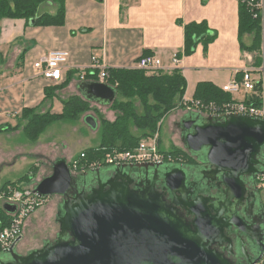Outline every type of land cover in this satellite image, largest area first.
<instances>
[{
  "label": "crops",
  "instance_id": "crops-1",
  "mask_svg": "<svg viewBox=\"0 0 264 264\" xmlns=\"http://www.w3.org/2000/svg\"><path fill=\"white\" fill-rule=\"evenodd\" d=\"M57 8L56 3L47 2L39 7L38 13L55 15ZM63 19L57 26H32L22 19L0 21V54L4 60L0 66V78L4 81L0 87V126L16 124L24 108H35L40 114H61L64 100L82 96L78 85L85 74L99 72L93 68L95 60L97 66L105 69H137L135 64L140 56H155L161 60L163 71H181L187 84L184 96L191 98L200 82H209L217 88L227 84L246 67L248 57L245 56L252 54L242 51L239 45L237 0L204 3L201 0H64ZM201 22L206 23L216 38L206 54L198 44L192 55L185 56L184 26ZM250 39L251 36L246 35L243 42L248 45ZM55 50L68 53L59 83L44 80L33 69L35 61ZM175 54L178 56L176 65L172 63ZM95 82L100 81L97 78ZM62 85L64 87L57 89ZM51 94L53 96L49 97ZM90 114L82 116L83 123ZM113 117L115 119V115ZM99 145L94 143L85 150ZM43 154L40 152L38 156ZM62 158L68 161L67 157ZM50 162H42V168L34 165L36 172H41V179L51 173ZM29 173L33 185L38 180ZM35 214L24 224L23 236L16 245L19 254L38 247L27 245L26 233L40 218ZM56 214L55 224L59 230Z\"/></svg>",
  "mask_w": 264,
  "mask_h": 264
},
{
  "label": "water",
  "instance_id": "water-1",
  "mask_svg": "<svg viewBox=\"0 0 264 264\" xmlns=\"http://www.w3.org/2000/svg\"><path fill=\"white\" fill-rule=\"evenodd\" d=\"M78 89L86 100L101 105H111L117 98L116 90L102 82H81ZM196 120L208 124L194 127L182 142L190 152L208 149L207 163L230 170L228 174L221 171L224 179L238 182L257 164L255 157L264 147L263 121L241 115L202 118L200 114ZM84 121L97 128L92 116ZM153 166L107 167L74 177L65 158L50 163L51 173L32 186L39 197L61 199L56 239L24 255L12 246L0 254V264H229L209 249L214 236L222 237L224 224L217 221L222 211L210 222L214 231H203L196 216L187 222L174 209L166 208L152 188L145 194L130 190L133 183L140 186L147 181L148 168ZM173 173L185 178L179 170L165 173L164 179L168 182ZM224 188L230 200L243 185L226 183ZM188 207L195 215L191 205ZM3 209L7 213L14 210L9 205Z\"/></svg>",
  "mask_w": 264,
  "mask_h": 264
},
{
  "label": "trees",
  "instance_id": "trees-1",
  "mask_svg": "<svg viewBox=\"0 0 264 264\" xmlns=\"http://www.w3.org/2000/svg\"><path fill=\"white\" fill-rule=\"evenodd\" d=\"M202 3L207 0H201ZM53 2L58 5L55 15L39 14L41 5ZM238 2V40L242 51L258 54L262 45V20L257 18L247 4ZM64 0H0V21L3 19H22L32 26H57L63 23ZM251 36V43L243 42L244 36ZM216 34L208 30L205 22L189 23L184 26V55L190 56L198 44L202 45L206 54L208 46L215 40ZM255 63L259 61L254 57ZM4 63L0 54V66ZM106 84L117 92L116 100L110 105L115 113V119L110 122L98 114V110L91 107L90 101L83 96H71L62 102L63 110L59 115L46 112L40 114L35 108H24L17 118L15 126H0V134L14 132L19 129L31 141L37 140L46 127L56 121H75L82 115L92 112L100 118L101 140L95 149L85 150L90 158L101 156L103 148L106 150H129L143 140L154 136L162 121L175 109L182 108V99L187 84L179 69L171 72L158 70L149 72L140 69H106ZM98 73L85 74L82 82L97 81ZM66 84V82H65ZM64 84V85H65ZM64 85L57 89H61ZM53 95H49L52 97ZM192 99L213 102H225L230 97L209 82L196 85ZM134 128V132L132 129ZM98 150V151H97ZM96 151L98 153H96ZM176 153V152H175ZM100 156H99V155ZM34 169H30L33 172ZM30 174L23 176L18 182H7L0 187V193L8 186H22L23 181H30ZM29 175V176H28ZM10 218L0 205V231L9 225Z\"/></svg>",
  "mask_w": 264,
  "mask_h": 264
},
{
  "label": "flooded vegetation",
  "instance_id": "flooded-vegetation-1",
  "mask_svg": "<svg viewBox=\"0 0 264 264\" xmlns=\"http://www.w3.org/2000/svg\"><path fill=\"white\" fill-rule=\"evenodd\" d=\"M196 115L197 113L184 111L172 123V134H177L182 159L179 162H164L149 167L147 181L140 186L133 183L130 190L145 194L152 188L166 208L174 209L187 222L190 223L196 216L203 231H214L210 222L222 211L217 220L224 224L222 237L214 236L216 240L209 249L221 255L229 264H264V190L261 179V174H264V147L257 153V164L251 167L248 174L240 176L238 182L224 179L225 174L221 171L228 174L230 170H222L207 163L208 149L190 152L182 142V137L193 132L194 127L200 123L208 124L206 121L202 123L196 120ZM179 170L185 175L183 180L176 173L171 175L168 182L164 179L165 173ZM89 174L91 172L83 175ZM226 183L240 184L243 188L229 200L224 188ZM181 192L186 193L187 197L193 194L192 199L183 197ZM189 205L195 215L189 213Z\"/></svg>",
  "mask_w": 264,
  "mask_h": 264
},
{
  "label": "built area",
  "instance_id": "built-area-1",
  "mask_svg": "<svg viewBox=\"0 0 264 264\" xmlns=\"http://www.w3.org/2000/svg\"><path fill=\"white\" fill-rule=\"evenodd\" d=\"M241 3L247 4L253 17L257 18L258 13L262 20V30L264 24V5L263 0H241ZM259 61L255 63L251 57H248L249 67L237 72V75L227 84L219 89L230 97L225 102H213L194 100L183 97L182 108L187 112H194L203 116H221V115H241L247 116L264 122V50L258 53ZM68 61L66 51L55 50L42 56L33 63V69L36 70L44 80L59 83L63 79L65 65ZM172 63H178V56L172 57ZM98 70V79L106 83L108 77L105 68L97 66V61H93ZM140 70L154 72L162 70L161 60L155 56H140L135 64ZM81 79L83 77L81 76ZM233 95H239L241 99H234ZM158 135V134H157ZM156 136L140 141L137 146L129 150H100L101 156H92L90 158L82 152L77 158L70 161L68 167L72 176H80L88 172H94L103 167L115 166H135L143 164L159 165L164 162H179L180 157L160 153L156 148ZM98 151V150H97ZM96 151V153H98ZM262 186L264 190V175L262 176ZM49 200L47 197H39L33 191V186H8L1 192L0 201L3 205H9L14 208L9 212L10 222L7 227L0 231V254L17 245V240L23 236V228L26 220L33 215Z\"/></svg>",
  "mask_w": 264,
  "mask_h": 264
},
{
  "label": "rangeland",
  "instance_id": "rangeland-1",
  "mask_svg": "<svg viewBox=\"0 0 264 264\" xmlns=\"http://www.w3.org/2000/svg\"><path fill=\"white\" fill-rule=\"evenodd\" d=\"M247 40L248 39H246V41ZM263 42L264 24L262 30V43ZM250 43L251 39L248 45ZM246 57H251L252 60L255 61L254 57L257 58L258 54H249L246 55L245 58ZM246 67H249L248 61ZM3 82L2 78H0V87H2ZM238 96L239 95H233L234 99H241V97ZM90 105L97 109L98 114L105 120L114 119L113 116L115 114L113 115L114 112L109 108L110 106H99L94 103H90ZM184 111L183 108L175 109L171 114L165 117L159 130L154 134L153 137L156 136V148L160 153L180 157V159H182L181 156L183 153L181 152V146L177 140V134H172V123L174 120H177ZM86 114H90L96 118L98 123V130L96 129V132L82 122V115L75 121L61 120L51 123L35 141L29 140L21 129L0 134V187L7 182H18L23 176L27 175L32 168L35 169V172H32L34 179L39 181L43 176L40 171L36 172V168L34 167L35 164L42 168V165H44L43 163H47V161H51L50 163H52L62 158V156L67 157L70 162V157L77 158L81 152L91 147L94 143L98 145L101 140L100 118L91 111ZM15 125L16 124L13 122L10 126ZM132 131L134 132V128ZM40 152L44 153L42 157L38 156ZM104 168L107 167H103L102 169ZM31 184V181H23L22 186L29 187L32 186ZM60 202V197H52L45 205L35 212L36 214L34 213L35 215L39 214L40 218L38 219L39 221L33 222L29 231L26 233L28 239L27 245L32 247L38 246V249L41 248L45 242H43V240H50L53 242L59 231L55 224V211ZM0 205H3L1 201ZM15 249L17 250L18 248Z\"/></svg>",
  "mask_w": 264,
  "mask_h": 264
}]
</instances>
